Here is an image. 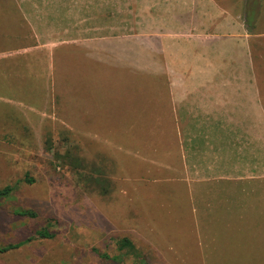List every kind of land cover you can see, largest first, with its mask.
<instances>
[{
	"label": "crops",
	"instance_id": "obj_1",
	"mask_svg": "<svg viewBox=\"0 0 264 264\" xmlns=\"http://www.w3.org/2000/svg\"><path fill=\"white\" fill-rule=\"evenodd\" d=\"M11 1L14 12L2 2L0 15H48L47 24H32V44L17 34L24 45L5 52L31 54L38 65L64 59L66 119L79 114L77 101L87 106V115L105 105L99 68L106 64L115 62L117 71H128L124 78L144 82L145 94L128 108L136 118L115 129L106 146L118 153L135 149V163L144 161L150 173L162 168L161 182H176L194 227L209 231L196 235L199 258L264 264V30L255 28L260 11L251 14V27L248 15H233L231 0L224 6L220 0ZM105 15H112L111 31ZM119 15L143 17L121 34ZM90 66L98 67L95 74ZM156 69L162 76H153ZM88 70L92 76H84ZM64 125L74 129L69 119Z\"/></svg>",
	"mask_w": 264,
	"mask_h": 264
},
{
	"label": "rangeland",
	"instance_id": "obj_2",
	"mask_svg": "<svg viewBox=\"0 0 264 264\" xmlns=\"http://www.w3.org/2000/svg\"><path fill=\"white\" fill-rule=\"evenodd\" d=\"M220 1L224 6L225 0ZM2 2L14 12L11 0ZM228 4L233 15H248L251 27V14L260 11L255 28L264 30V0ZM1 9L0 5V13ZM3 10L7 11L6 4ZM142 17L119 15L118 30L132 32ZM47 19L48 15H0V189L11 188L0 198V248L22 243L0 253V264H120L93 251L118 257L115 240L120 238L129 239L136 251V256L123 254L124 264H142L140 259L145 264H224L199 258L196 235L204 238L200 231H209L194 227L187 197L176 182H161L162 168L150 173L144 161L135 163V149L118 153L106 146L113 142L114 130L132 117L128 108L145 94L144 82L136 77L129 82L130 76L123 77L128 71H117L115 62L103 71L99 68L105 80L99 90L105 105L87 115V106L77 101L74 108L79 114L67 116L74 128L70 131L64 125L66 101L60 95L64 59L56 58L52 64L50 58L38 65L31 54L7 55L8 49L32 44V24L44 25ZM105 25L111 31L112 15H105ZM17 34L24 42L17 41ZM97 69L90 66L94 74ZM85 73L92 76L89 70ZM153 76L162 72L156 69ZM153 177L160 181L153 182ZM20 211L35 216L18 215ZM42 229L49 238L36 236ZM212 231L225 234V229Z\"/></svg>",
	"mask_w": 264,
	"mask_h": 264
},
{
	"label": "trees",
	"instance_id": "obj_3",
	"mask_svg": "<svg viewBox=\"0 0 264 264\" xmlns=\"http://www.w3.org/2000/svg\"><path fill=\"white\" fill-rule=\"evenodd\" d=\"M26 182H30L31 179H24ZM11 191V188L6 186L2 189H0V198H3L5 196L8 195V193H10ZM18 215H22V216H30V217H34L35 216V213L31 212V211H20L18 213ZM36 236L37 237H40V238H49L50 237V234L48 233L47 230L45 229H42V230H39L36 232ZM22 243L18 244V245H8L6 247H3V248H0V253H3V252H7L11 249H15V248H18L19 246H21ZM115 245L117 247V249L121 252V255L120 256H115V257H112L110 258L107 254H101L99 253L98 251H96L95 249H93L94 252H96L100 258L102 259H107V260H110V261H116V262H119L120 264H124L123 262V254L126 252L128 254H132L134 256H136V251L134 249V245L133 243L127 239V238H120V239H117L115 240ZM142 258V257H141ZM142 260V264H145L144 263V259H140V261Z\"/></svg>",
	"mask_w": 264,
	"mask_h": 264
}]
</instances>
